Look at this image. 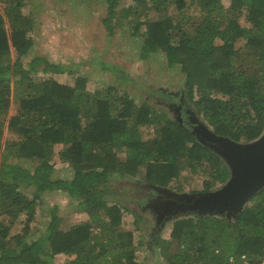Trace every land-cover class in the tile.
Segmentation results:
<instances>
[{"label":"trees","instance_id":"1","mask_svg":"<svg viewBox=\"0 0 264 264\" xmlns=\"http://www.w3.org/2000/svg\"><path fill=\"white\" fill-rule=\"evenodd\" d=\"M107 2L103 22L112 34L121 0ZM27 4L0 0V264H50L61 253L73 255L68 264H143L144 243L127 227L128 207L113 199L109 178L182 190L198 175L225 183L231 170L184 123L146 101L113 85L89 88L81 75L72 82L38 76L57 70L41 55L27 65L22 59L33 44ZM125 15L132 35L164 52L169 66L180 65L189 99L217 133L237 141L262 134L264 0H133ZM14 100L25 102L10 114ZM56 155L70 175H54ZM30 186L33 195L24 189ZM52 190L76 199L88 217L65 227L55 206L45 232L33 237L42 193ZM250 199L233 222L214 213L178 216L169 236L157 238L156 254L165 264L263 262L264 186Z\"/></svg>","mask_w":264,"mask_h":264},{"label":"rangeland","instance_id":"2","mask_svg":"<svg viewBox=\"0 0 264 264\" xmlns=\"http://www.w3.org/2000/svg\"><path fill=\"white\" fill-rule=\"evenodd\" d=\"M132 2L121 0L111 34L103 22L108 13L107 0H27V11L34 19L30 32L33 44L29 53L22 57L23 61L27 65L33 56L41 55L48 58L57 70L39 71L38 76H54L62 82H72L76 75H81L87 78V85L92 89L113 85L121 93H128L137 103L146 101L155 110L184 123L202 142L209 143L217 151L216 142L211 138L216 131L189 99L185 73L180 65L169 66L164 52L147 38L131 34L132 27L125 13ZM223 2L230 4V0ZM195 8L191 7L190 12L195 13ZM241 21L249 25L243 16ZM244 41L239 39L236 45L239 47ZM249 61L254 66V61ZM42 67L43 64L40 65ZM24 102L12 101L10 114L15 113ZM151 134L148 132L147 136ZM0 155L4 158L3 151ZM224 161L231 170V179L232 167L227 160ZM20 163L33 167L30 159L20 158ZM70 174L67 163L56 155L54 175L64 177ZM208 177L198 175L192 184H185L182 190L138 183L129 176L114 175L109 178V184L115 191L113 199L128 207L125 211L127 227L134 228L136 240L144 243L137 255L143 264H165L161 255L156 254L155 242L160 236H169L172 222L178 216L205 212L223 216L231 222L238 220L250 197H242L239 203L234 199L228 200L213 208L206 198L211 192L222 189L228 181L213 186ZM24 189L33 195V186ZM76 203V199L64 191L42 193L41 206L33 222L39 229L32 236L45 232L44 226L55 206L58 214L64 217L62 225L65 227L87 218L88 215L81 212ZM20 226H15L13 233ZM72 258L73 255L57 254L50 264H68Z\"/></svg>","mask_w":264,"mask_h":264},{"label":"water","instance_id":"3","mask_svg":"<svg viewBox=\"0 0 264 264\" xmlns=\"http://www.w3.org/2000/svg\"><path fill=\"white\" fill-rule=\"evenodd\" d=\"M211 138L216 142L218 153L233 170L231 179L224 187L211 192L206 198L213 208L233 199L239 203L242 197H251L264 186V131L249 141H237L216 132Z\"/></svg>","mask_w":264,"mask_h":264},{"label":"flooded vegetation","instance_id":"4","mask_svg":"<svg viewBox=\"0 0 264 264\" xmlns=\"http://www.w3.org/2000/svg\"><path fill=\"white\" fill-rule=\"evenodd\" d=\"M182 123V122H181ZM183 124V123H182ZM193 132V130H191ZM194 133V132H193ZM197 137V136H196ZM198 138V137H197ZM199 139V138H198ZM200 140V139H199ZM203 140V139H202ZM204 142V141H203ZM206 143V142H204ZM207 145H209L211 147V145L209 143H206ZM212 148V147H211ZM213 149V148H212ZM214 150V149H213Z\"/></svg>","mask_w":264,"mask_h":264},{"label":"built area","instance_id":"5","mask_svg":"<svg viewBox=\"0 0 264 264\" xmlns=\"http://www.w3.org/2000/svg\"><path fill=\"white\" fill-rule=\"evenodd\" d=\"M243 256H244V255H243ZM230 259H231V260H233V256H232V257H230Z\"/></svg>","mask_w":264,"mask_h":264},{"label":"crops","instance_id":"6","mask_svg":"<svg viewBox=\"0 0 264 264\" xmlns=\"http://www.w3.org/2000/svg\"><path fill=\"white\" fill-rule=\"evenodd\" d=\"M259 264H264V261H263V262H261V263H259Z\"/></svg>","mask_w":264,"mask_h":264}]
</instances>
